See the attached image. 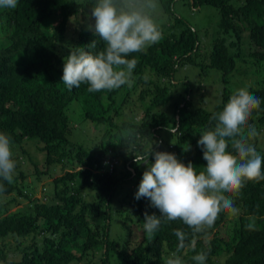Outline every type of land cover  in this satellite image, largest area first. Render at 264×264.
<instances>
[{
  "label": "trees",
  "instance_id": "trees-1",
  "mask_svg": "<svg viewBox=\"0 0 264 264\" xmlns=\"http://www.w3.org/2000/svg\"><path fill=\"white\" fill-rule=\"evenodd\" d=\"M179 1L195 11L217 10L211 35L200 38L176 13ZM95 2L19 0L15 9H0V132L11 137L17 165L12 184L0 181L6 189L0 197L10 198L0 203V264H109L111 252L122 264H166L178 247L174 229L196 240L195 251L178 253L183 264H196L192 257L200 251L207 252L205 264H264V180L248 182L233 197L237 214L222 211L201 233L162 221L154 236L144 232L132 246L109 238L112 202L124 186L119 207L142 229L145 212L159 215L149 200L134 198L145 165L135 164L133 155L154 142L155 150L203 170L199 134L234 91L225 88L220 103L206 110L200 86L176 75L197 66L227 82L238 70L236 59L264 68V0H157L153 18L163 38L128 57L138 60L132 86L68 90L61 76L69 52L79 47L95 55L105 47L87 28ZM247 90L261 100L249 119L260 137L250 143L264 156V86ZM74 115L88 128L83 142L72 139ZM171 127H177L174 135Z\"/></svg>",
  "mask_w": 264,
  "mask_h": 264
},
{
  "label": "clouds",
  "instance_id": "clouds-1",
  "mask_svg": "<svg viewBox=\"0 0 264 264\" xmlns=\"http://www.w3.org/2000/svg\"><path fill=\"white\" fill-rule=\"evenodd\" d=\"M18 2L0 0V9H15ZM157 8V0H96L89 9L87 28L105 47L95 55L79 47L70 51L63 61L61 81L65 87L72 90L85 84L90 93L131 87L138 60L128 57L163 38L153 18ZM91 47H96L95 41ZM260 104L257 96L239 88L222 110L211 116L212 126L201 132L197 140L206 161L202 171L197 172L191 162H181L174 153L155 150L154 142L148 150L133 155L135 164L145 165L134 198H146L159 211V215L144 214L143 229L149 237L155 235L162 221H181L195 235L206 226L211 227L222 211L237 214L233 197L248 182L264 180V156L250 143L258 133L249 119ZM167 130L172 135L178 131L177 127ZM123 135L132 133L129 130ZM11 144V137L0 132V181L7 184L14 182L17 166ZM5 191L4 183H0V193ZM248 227L252 229L253 225ZM173 234L178 247L166 264H183L178 253L185 247L195 251L196 240L189 241V233L182 229H174ZM192 259L196 264H205L207 252L200 251Z\"/></svg>",
  "mask_w": 264,
  "mask_h": 264
},
{
  "label": "rangeland",
  "instance_id": "rangeland-1",
  "mask_svg": "<svg viewBox=\"0 0 264 264\" xmlns=\"http://www.w3.org/2000/svg\"><path fill=\"white\" fill-rule=\"evenodd\" d=\"M176 13L185 19L190 25H192L200 34L202 33L212 34L216 26L217 21L219 20V15L216 9L210 6H203L200 10H192L188 6H184L182 2H178L175 7ZM156 21V20H155ZM243 59H236V69L232 76L229 77L227 82L223 81V76L217 74L216 76L212 72H208L207 75L201 74L197 66H183L179 70L176 78L179 81H182L185 77L190 81L192 85H199L201 92L205 95L204 100L201 104L206 110H212L213 107L220 103L221 95L225 88H229L232 91H235L239 88L249 89L251 87L264 86V68H255L253 65L250 66L241 65ZM245 60V59H244ZM253 82V84H251ZM259 82V84H257ZM183 85H181L182 87ZM249 87V88H248ZM76 103H73L71 107H75ZM71 125L75 128L74 135L72 139L77 136L79 142H83L80 138L88 129L86 124L82 123L79 118L75 115L71 117ZM160 135L164 136L163 133ZM90 137V136H89ZM260 137V135H258ZM26 148L29 152H33V148L30 145H27ZM37 154H31V157L36 159ZM127 189L126 186L123 189L119 190L117 196L112 202L111 210V220L109 225V238L111 240L127 242L128 245L132 246L135 242L140 240L141 234H144V230L141 228L140 223L135 221V217L128 213L125 209H120L119 205L122 202V197H119L122 192ZM37 196H40V192L37 191ZM118 198L120 202H118ZM9 197H0V203L8 201ZM16 208H12L11 211H14ZM109 255L110 262L109 264H122L116 258L113 252ZM90 257H86L85 261H88ZM92 262H94L92 260Z\"/></svg>",
  "mask_w": 264,
  "mask_h": 264
}]
</instances>
